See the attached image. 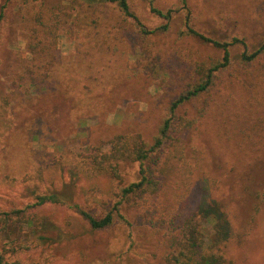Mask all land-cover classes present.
Instances as JSON below:
<instances>
[{"label":"rangeland","instance_id":"374dc122","mask_svg":"<svg viewBox=\"0 0 264 264\" xmlns=\"http://www.w3.org/2000/svg\"><path fill=\"white\" fill-rule=\"evenodd\" d=\"M127 1L134 17L101 0H0V253L9 264H174L182 235L167 237L163 221L219 206L232 229L225 256L264 264V56L240 68L235 46L214 90L179 109L177 121H196L179 151L143 166L157 194L123 197L141 164H104L119 136L151 146L171 104L198 82L196 66L222 60L186 33L188 18L253 52L264 0ZM152 6L172 10L171 21ZM52 195L58 202L35 206ZM13 210L23 222L2 215ZM82 212H112L113 223L94 230Z\"/></svg>","mask_w":264,"mask_h":264},{"label":"trees","instance_id":"16d2710c","mask_svg":"<svg viewBox=\"0 0 264 264\" xmlns=\"http://www.w3.org/2000/svg\"><path fill=\"white\" fill-rule=\"evenodd\" d=\"M104 3L116 4L120 10L127 17H134L130 11V6L127 0H101ZM4 7L0 12V23L3 19ZM152 11L159 17L165 19L167 22L171 21L173 11H162L152 6ZM186 33L190 36L197 37L205 43H210L214 48L223 52L222 60L210 61L207 64H199L196 66V74L198 82L191 87L184 95L180 96L174 101L169 108V117L165 119L159 135L155 138L154 143L148 146L139 135L132 136H119L112 146V154L107 156L106 163H111V160L125 159L129 161L139 162L142 166L141 181L133 183L127 188L123 189V197H130V195H137L143 198V195H155L159 192V182L154 180L152 175H147L144 164L157 152L167 151L170 148H175L174 151L178 152L180 146L183 144V137L185 133L196 124L195 120H185L180 118L176 120L177 113L182 106L200 98L204 94L210 93L217 86V81L226 70H228L234 63L232 58V50L235 46L241 45L243 52L237 63L238 67L244 68L253 66L264 56V41L262 45L253 52H250L246 43L238 38L231 42H219L208 38L191 26H189ZM163 30L168 29V25L162 27ZM182 121V124H181ZM259 157V153L257 154ZM170 160V158H169ZM103 166V165H101ZM113 176L117 175L116 168L110 165ZM150 174V173H149ZM261 196L260 192H255L252 196ZM156 196L155 199H157ZM58 202V198L52 195L48 198H40V205L47 201ZM155 206V205H154ZM6 218L18 217L23 222L24 211L13 210L8 213H3ZM83 217L89 222L94 230H102L109 227L113 223L112 212L108 213L102 219H96L92 215L82 212ZM1 216V214H0ZM183 217L181 214L173 215L170 219L164 220L163 225L166 230L167 237H172L173 233L177 231L182 235V239L178 241L179 251L173 255L174 264H235L222 252L221 244L228 242L232 237L231 224L227 214L219 208H215L213 212H203L200 217L190 215ZM255 221V218H253ZM178 224V225H177ZM7 227V226H6ZM214 243L212 247L208 244V240ZM0 264H9L5 260L4 254L0 253Z\"/></svg>","mask_w":264,"mask_h":264}]
</instances>
